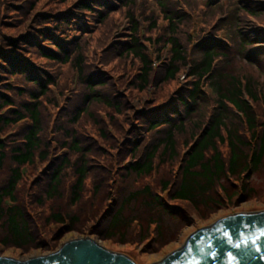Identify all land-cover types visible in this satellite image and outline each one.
Here are the masks:
<instances>
[{
	"label": "trees",
	"instance_id": "obj_1",
	"mask_svg": "<svg viewBox=\"0 0 264 264\" xmlns=\"http://www.w3.org/2000/svg\"><path fill=\"white\" fill-rule=\"evenodd\" d=\"M154 1L165 20L156 39L151 14L142 35L134 0H0V253L49 249L58 235L76 232L141 244L150 254L173 241L183 223L175 212L206 219L199 206L212 217L256 197L250 179L264 171V28L248 16L264 23V0H184L204 3L209 17L222 12L235 41L233 56L223 42L197 40L191 58L188 18L176 0ZM116 10L130 17L127 38L107 45L101 32L90 47L86 37ZM24 14L32 17L26 27ZM160 42L167 57L157 54L153 71L145 44ZM96 47L104 63L131 59L129 86L140 91L176 80L183 67L187 84L133 108L107 69L84 59ZM52 62L77 73L76 90L61 105L45 66Z\"/></svg>",
	"mask_w": 264,
	"mask_h": 264
},
{
	"label": "rangeland",
	"instance_id": "obj_2",
	"mask_svg": "<svg viewBox=\"0 0 264 264\" xmlns=\"http://www.w3.org/2000/svg\"><path fill=\"white\" fill-rule=\"evenodd\" d=\"M172 0H170L171 3ZM176 8L183 12L186 17L188 18L187 23L183 24V30L187 31V35L189 34V41H187V52L189 58L193 56H197V53H193V50L190 51V46L193 42H196L197 40H203L206 38H210L212 40H217L220 42H223L230 53L234 54V44L235 41H231L229 39V32H230V25L228 23L223 22V14L222 12H215L212 17H209L207 15V12L209 11V8L202 2H197L196 4H193L191 6H188L187 3L184 0H176ZM40 4V3H39ZM38 4V5H39ZM228 4V3H227ZM37 5V6H38ZM160 8L156 5L154 0H134V4L132 5V16L134 20L137 21V23L140 26L142 35L145 34L146 31V21L148 16L150 14L155 18L156 21V27L151 31V35L153 39H156L157 35L161 33V31L164 29L165 20L163 19L162 14L159 12ZM20 18V22H23V26H27L31 23L32 17L29 16V14H24L23 17L18 16ZM128 14L125 11L116 10L113 13L109 15V20L107 23V26L101 27L99 31H96L95 33H90L92 36H87L86 41L90 44L89 46H94V43L100 38L101 41V32H103V35L106 37V43L107 45L109 42H121L118 40L126 39L129 32H128V25L129 21ZM248 20L252 23L256 20L258 22L257 24H260L261 29L264 28V23L258 21L253 16H248ZM163 39H167V32L163 33ZM80 36V35H79ZM158 38V37H157ZM116 43V45H118ZM163 42H160L159 44L154 45H147V51L150 56L153 67V71H156L159 67V63H157L155 57L156 55L164 56L162 58L167 57V51L164 45H162ZM191 43L190 45H188ZM91 50V49H90ZM86 50L85 57L86 61L89 63L97 64L100 66V68L107 69V73H110V75L116 80L117 82V89L119 90V93L122 95H127V99L129 104L131 106L137 107L140 104H144L145 102L153 101H160L164 98H168L169 96H172L174 92H178L181 90L184 86L187 84V78H188V68L183 67L176 75V80L169 81L168 83H164L161 85L159 89H155L154 84H149L145 90L140 91L136 87L133 88L130 85V81H128V74H131L134 70L133 66L131 65V59L127 60L125 64L118 63L119 57L116 55L115 57L108 60L106 63H104L101 59L102 58V50L99 49V47H96L94 49V56H92L91 51ZM111 57V54L109 53V56L106 59H109ZM231 58V57H230ZM229 58V59H230ZM38 61L41 63H44V60L41 58H38L35 56L33 58L34 61ZM163 61V59H162ZM161 61V63H162ZM102 62V63H101ZM123 62V61H122ZM191 62L190 60L187 61V63ZM118 63V64H117ZM39 64V63H38ZM136 64V63H134ZM163 64V63H162ZM236 66H244L242 69L244 71H253L254 74L259 76V70L255 69L254 66L249 65H243L242 63H235ZM259 68L262 69L264 72V61H260ZM49 68L50 76L54 80H57L58 86H52L51 94L54 97V99L57 101V105H61L64 100L67 97H71L73 92H75L77 87V73L74 69V71H71L69 66L62 65L59 63H47L45 64ZM123 78V80H122ZM121 79V82L119 80ZM205 81V79H204ZM79 86V84H78ZM206 91L209 94H213L214 89L211 87L206 88ZM127 102V103H128ZM140 102V104H139ZM143 107V106H142ZM212 103H208V109L207 114L212 110ZM48 110H52L54 112V108L50 106V104L47 105ZM100 116L106 117L105 113L100 110L99 112ZM87 129L90 130V126H87ZM55 145V142L53 143ZM57 147V144H56ZM250 183L254 187V194L256 197L252 199H247L244 202H241L240 204H229L225 209H218L212 217H209L206 212L199 206L200 213L202 216H207L206 219H203L202 217H198L195 214L191 215H184L181 212H175V217H178V219H182L183 223L182 225L177 229V233H175V237L173 241L170 243V245L166 246L163 250L159 252H154L150 254H145V252H140L142 245L136 244L134 245H125V244H115L114 242L109 241H103L99 239L96 235H90V234H79L76 232H67L63 233L61 235H58L57 239L55 240L53 246L49 249H35L29 253L23 254V253H16L13 251H8L0 253L1 256H10L15 257L20 260H25L28 257L31 256H42L49 253H52L59 249L63 244H65L67 241L74 239V238H84V237H90L95 242H97L100 246L105 247L106 249L122 254H126L130 256L137 264H151L153 262L161 261L167 254L173 252L176 249H180L187 238L199 227L206 226L212 224L215 220L218 218L234 213V212H250V211H261L264 210V171H257L255 174L251 175ZM153 211H156V209H153ZM185 216H183V215ZM149 212L144 210L141 214V217L143 219H148ZM209 217V219H208Z\"/></svg>",
	"mask_w": 264,
	"mask_h": 264
},
{
	"label": "water",
	"instance_id": "obj_3",
	"mask_svg": "<svg viewBox=\"0 0 264 264\" xmlns=\"http://www.w3.org/2000/svg\"><path fill=\"white\" fill-rule=\"evenodd\" d=\"M0 264L137 263L126 254L84 237L71 239L52 253L25 260L0 255ZM151 264H264V210L222 216L195 230L180 249Z\"/></svg>",
	"mask_w": 264,
	"mask_h": 264
},
{
	"label": "snow or ice",
	"instance_id": "obj_4",
	"mask_svg": "<svg viewBox=\"0 0 264 264\" xmlns=\"http://www.w3.org/2000/svg\"><path fill=\"white\" fill-rule=\"evenodd\" d=\"M227 235V234H226Z\"/></svg>",
	"mask_w": 264,
	"mask_h": 264
}]
</instances>
